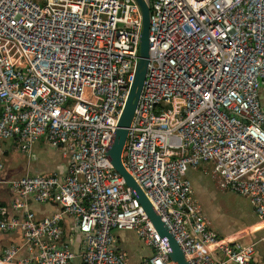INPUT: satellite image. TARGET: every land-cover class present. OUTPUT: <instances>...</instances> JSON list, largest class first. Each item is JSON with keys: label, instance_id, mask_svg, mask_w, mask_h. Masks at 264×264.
<instances>
[{"label": "built area", "instance_id": "built-area-1", "mask_svg": "<svg viewBox=\"0 0 264 264\" xmlns=\"http://www.w3.org/2000/svg\"><path fill=\"white\" fill-rule=\"evenodd\" d=\"M143 1L148 64L122 165L187 264H251L264 238L244 246L216 235L187 174L211 164L218 188L247 198L264 225V0ZM141 27L134 0H0V146L11 141L30 161L43 141L63 162L7 182L20 217L2 210L0 231L19 232L22 245L0 264H128L115 232L150 250L140 264H172L107 157ZM32 204L58 210L37 221Z\"/></svg>", "mask_w": 264, "mask_h": 264}, {"label": "crops", "instance_id": "crops-1", "mask_svg": "<svg viewBox=\"0 0 264 264\" xmlns=\"http://www.w3.org/2000/svg\"><path fill=\"white\" fill-rule=\"evenodd\" d=\"M262 98H264V95H262ZM0 111H1V108H0ZM0 164L2 165V168L0 169V220L5 216L2 214V210H4V212L6 213L7 218H11V217L19 218L20 217V213L13 212L9 209L10 201L13 198V195L10 192L8 185H7V182L9 180L17 179V178H20L26 175L27 176H34V175L45 176V175L54 173L55 171L56 172L61 171L63 169V162L60 159L58 153L46 147L43 141H39L34 145L33 157H32V160L30 161H28L27 158H25L20 153V151L18 150V147L15 146L11 141H4L0 146ZM205 165L206 164L201 165L200 167L192 171H199L203 175H206L208 172H207V168ZM208 165H210V168H211L209 171L211 179H213L216 187L218 188L217 180L211 175L212 165L211 164H208ZM204 166L205 168H203ZM200 185L199 184L197 185L199 189H201ZM222 191H226V190H222ZM193 198H194V191H193ZM195 202L197 205H199L202 214L207 218L205 214L206 210L205 211L203 210L202 206L196 199H195ZM57 210L58 208L55 205L39 206V205L32 204L30 207V211L32 212V214L34 215L37 221L41 220L44 217H49L50 215L55 213ZM258 222L264 228L263 223H261L260 221ZM60 226L63 231L62 241L66 242L68 241V236L70 235V230L72 228L71 227L72 225L69 223V221L64 220L60 224ZM218 227L219 229H221V225ZM222 228L225 233H220V232L215 231V234L218 235L223 240H226L232 243V240H230L232 237V234L231 235L226 234V231L228 230L226 226H222ZM120 233L122 234V232H115L117 248L119 251L123 252L126 255L123 249L121 250L120 248V245L124 244V241L119 236ZM263 238L264 236H262L261 238H255V234H250L240 239L239 243L237 244L246 246V245H250L253 243H257ZM261 243H258L256 245V254L251 264H264V248L263 249L258 248V245H260ZM21 245H22V237L19 232L13 231V232L5 233V232L0 231V260L2 258V255L5 249L10 248V247H20ZM70 250L74 255H78V246H77L76 241L73 240L70 243ZM26 255H27V252L24 249H22L19 253L20 257H25ZM135 256H136L135 264H140L142 259L145 258L143 253H138ZM126 257L128 256L126 255ZM73 264H82V263L77 258Z\"/></svg>", "mask_w": 264, "mask_h": 264}, {"label": "rangeland", "instance_id": "rangeland-1", "mask_svg": "<svg viewBox=\"0 0 264 264\" xmlns=\"http://www.w3.org/2000/svg\"><path fill=\"white\" fill-rule=\"evenodd\" d=\"M165 109L169 107L166 106ZM205 166L208 172L206 175L199 171H189L187 178L192 184L194 199L200 203L204 211L206 210L211 229H215L214 232L225 233L222 226H226L228 229L226 234H232L230 239L232 243H239L240 239L250 234H255V238L264 236V228L257 221L248 199L229 190H219L209 174L210 165ZM198 184H201V189ZM220 225L221 229L218 227ZM119 236L124 241L120 248L128 256L129 264H135V255L138 253L150 257V250L144 248L133 232H122ZM258 248L263 249L264 242L258 245Z\"/></svg>", "mask_w": 264, "mask_h": 264}, {"label": "water", "instance_id": "water-1", "mask_svg": "<svg viewBox=\"0 0 264 264\" xmlns=\"http://www.w3.org/2000/svg\"><path fill=\"white\" fill-rule=\"evenodd\" d=\"M140 9L142 27L139 38L138 64L135 69L134 81L129 89L124 107L117 122L114 138L107 151V157L116 172L124 182L126 188L130 190L131 196L138 202L152 227L165 242L169 259L172 264H187L181 251L179 250L172 235L168 232L159 217L152 210L151 204L137 186L133 178L126 172L121 162V154L127 138V130L130 126L138 98L140 96L145 79L148 64V30H149V9L143 0H134Z\"/></svg>", "mask_w": 264, "mask_h": 264}]
</instances>
